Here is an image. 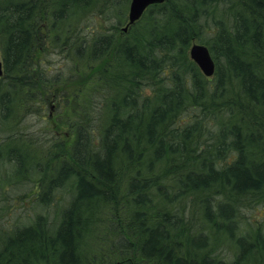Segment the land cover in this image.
<instances>
[{
	"label": "trees",
	"instance_id": "1",
	"mask_svg": "<svg viewBox=\"0 0 264 264\" xmlns=\"http://www.w3.org/2000/svg\"><path fill=\"white\" fill-rule=\"evenodd\" d=\"M130 2L0 0V264H264V0Z\"/></svg>",
	"mask_w": 264,
	"mask_h": 264
},
{
	"label": "rangeland",
	"instance_id": "2",
	"mask_svg": "<svg viewBox=\"0 0 264 264\" xmlns=\"http://www.w3.org/2000/svg\"><path fill=\"white\" fill-rule=\"evenodd\" d=\"M97 20V21H96ZM95 20L96 22V25L95 27H98L100 28L101 26H110L114 23L115 19L114 18H108L106 22H103L100 18H97ZM50 57V55H49ZM52 59L51 60H58L60 61V57L56 56V55H53L51 57ZM51 91L53 93H55V96L56 95H59L60 93H58L57 90H54L53 88L51 89ZM51 93L53 96L50 98V99H47L46 100V103H45V107H44V110L42 111L41 113V117L38 119V128H41L44 130L43 133L45 134H49L51 137H54V136H63L65 133L68 132V126H67V120L65 118V109H64V112H62L61 109H59L56 105H57V102H56V98L54 97V94ZM9 167L7 165V163H3V165H0V172L3 174V175H6L7 173H9ZM28 186V187H27ZM26 187H24L23 190H27L28 192L30 191L31 189V183L27 184ZM1 190V189H0ZM9 190L11 191L12 189L9 188ZM13 191V190H12ZM11 191V196L13 199V206H17V207H21V202H19L20 200H18L20 197L25 196L24 192H20L19 189L18 191ZM26 193V192H25ZM3 198V194L1 195L0 193V200ZM0 204L2 205V203L0 202ZM29 205V202L27 201L25 203V211L26 213L25 214H31V207H27ZM261 212V211H259ZM259 212H253L251 215L254 217L253 219L256 220L257 218H260V213ZM0 213H3V211H1ZM22 213V208L21 209H18L16 212L12 213V212H7L5 213L4 215L0 216L2 218L1 221H2V224H3V230H5L6 228H11L12 226H14L13 224L19 220V215ZM23 220V219H22Z\"/></svg>",
	"mask_w": 264,
	"mask_h": 264
},
{
	"label": "water",
	"instance_id": "3",
	"mask_svg": "<svg viewBox=\"0 0 264 264\" xmlns=\"http://www.w3.org/2000/svg\"><path fill=\"white\" fill-rule=\"evenodd\" d=\"M167 0H131L128 13V24L123 28L136 23L145 13L149 6L163 3ZM190 58L198 65L206 77H212L216 72V63L207 45L194 42L190 48ZM0 75H2V62H0Z\"/></svg>",
	"mask_w": 264,
	"mask_h": 264
}]
</instances>
